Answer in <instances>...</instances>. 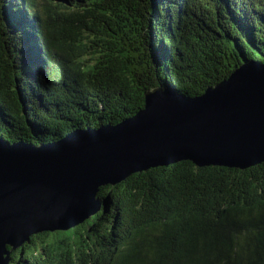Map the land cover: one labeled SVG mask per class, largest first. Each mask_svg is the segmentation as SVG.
<instances>
[{
    "label": "trees",
    "instance_id": "16d2710c",
    "mask_svg": "<svg viewBox=\"0 0 264 264\" xmlns=\"http://www.w3.org/2000/svg\"><path fill=\"white\" fill-rule=\"evenodd\" d=\"M148 5L144 32L134 0H0L20 95L8 99L0 50V133L38 142L115 124L144 107L151 84L195 95L226 77L238 57L233 40L253 36L264 54V0ZM97 195L98 213L31 235L10 264H264V161L181 160Z\"/></svg>",
    "mask_w": 264,
    "mask_h": 264
},
{
    "label": "water",
    "instance_id": "95a60500",
    "mask_svg": "<svg viewBox=\"0 0 264 264\" xmlns=\"http://www.w3.org/2000/svg\"><path fill=\"white\" fill-rule=\"evenodd\" d=\"M134 1L148 32V0ZM5 20L0 8V50L13 103L20 102L19 77ZM237 41L236 63L203 93L151 84L144 107L115 124L77 127L38 142L0 133V264H10L12 250L31 235L68 230L98 213L100 187L134 172L187 159L239 168L264 161V54L253 36L239 41L242 46Z\"/></svg>",
    "mask_w": 264,
    "mask_h": 264
},
{
    "label": "bare ground",
    "instance_id": "6f19581e",
    "mask_svg": "<svg viewBox=\"0 0 264 264\" xmlns=\"http://www.w3.org/2000/svg\"><path fill=\"white\" fill-rule=\"evenodd\" d=\"M177 92V91H176Z\"/></svg>",
    "mask_w": 264,
    "mask_h": 264
}]
</instances>
